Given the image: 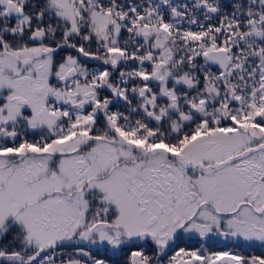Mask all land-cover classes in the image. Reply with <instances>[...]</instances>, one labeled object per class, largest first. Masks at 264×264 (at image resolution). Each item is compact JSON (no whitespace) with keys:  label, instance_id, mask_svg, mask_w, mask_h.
<instances>
[{"label":"snow or ice","instance_id":"1","mask_svg":"<svg viewBox=\"0 0 264 264\" xmlns=\"http://www.w3.org/2000/svg\"><path fill=\"white\" fill-rule=\"evenodd\" d=\"M0 264H264V0H0Z\"/></svg>","mask_w":264,"mask_h":264}]
</instances>
